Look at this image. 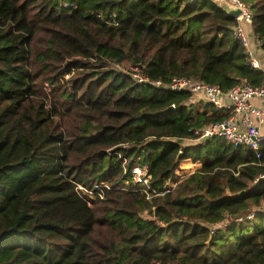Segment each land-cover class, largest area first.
I'll return each instance as SVG.
<instances>
[{
  "label": "trees",
  "instance_id": "1",
  "mask_svg": "<svg viewBox=\"0 0 264 264\" xmlns=\"http://www.w3.org/2000/svg\"><path fill=\"white\" fill-rule=\"evenodd\" d=\"M234 23L213 0H0V264H264V142L195 139L229 111L132 75L261 85Z\"/></svg>",
  "mask_w": 264,
  "mask_h": 264
},
{
  "label": "built area",
  "instance_id": "2",
  "mask_svg": "<svg viewBox=\"0 0 264 264\" xmlns=\"http://www.w3.org/2000/svg\"><path fill=\"white\" fill-rule=\"evenodd\" d=\"M186 2H194L197 0H185ZM230 5L239 8L240 13L235 16V23L231 27V33L234 38L239 40L244 47L249 63L252 67L258 68L259 62L254 55V50L249 45V37L243 27V23L251 22V12L249 6L243 0H225ZM255 43L259 47H264V43L255 38ZM138 82H148L156 88H165L172 91H187L191 94L187 105L191 110L200 102L213 105L218 109L228 110L230 116L220 121H215L200 129L193 130L195 139H210L220 137L225 139L233 146H246L255 151L256 157L259 158L260 143L264 142V134L259 130L258 123L264 122V109L256 107L252 100L264 99V83L261 85H251L248 83H238L231 86L228 90L223 91L217 85L206 84L183 76H174L168 83L160 80H150L147 77L136 74ZM221 96L227 98L224 103ZM238 119H235L237 118ZM143 169L135 167L132 170L134 179L142 181ZM136 176V177H135ZM146 180H143L145 182ZM108 188L107 184L105 185ZM96 189L97 186H94ZM82 190V188H80ZM86 191V190H85ZM83 192V190H82ZM86 193V192H83ZM98 197L103 196L102 189L98 190ZM90 198L95 196L89 192Z\"/></svg>",
  "mask_w": 264,
  "mask_h": 264
},
{
  "label": "crops",
  "instance_id": "3",
  "mask_svg": "<svg viewBox=\"0 0 264 264\" xmlns=\"http://www.w3.org/2000/svg\"><path fill=\"white\" fill-rule=\"evenodd\" d=\"M213 1H215V0H213ZM244 29H245L246 35L249 37V40H250L249 41V45L254 50V55L257 58L258 62H259V67L258 68H261L263 70V72H264V47H262V46L259 47L258 45H256L255 38L253 36V33H252V30H251L250 26L247 25V26L244 27ZM221 100L224 103H226L228 101L225 96H221ZM200 102H201V100H200ZM252 102H253V104L256 107L264 109V99L263 100L253 99ZM197 105H198V103L195 105V107H198ZM222 110H224V109H222ZM225 112L227 113V111H225ZM229 114H230V112H229ZM235 119H238V117L235 118ZM258 127H259L260 132L262 134H264V122L263 123L259 122L258 123ZM184 162H189L190 164L195 165V169H197L199 167V164L192 163L189 160H185Z\"/></svg>",
  "mask_w": 264,
  "mask_h": 264
},
{
  "label": "rangeland",
  "instance_id": "4",
  "mask_svg": "<svg viewBox=\"0 0 264 264\" xmlns=\"http://www.w3.org/2000/svg\"><path fill=\"white\" fill-rule=\"evenodd\" d=\"M123 70H126V69L124 68ZM135 74H138V73H133L132 75L135 76ZM194 169H195V165H192L189 162L182 161L179 164L178 170L175 171L174 177H176V179L181 180V179L185 178L186 176H188L189 174H191L192 172H194L195 171ZM145 183H148V180H146ZM170 184H172V182ZM82 190H83V192H86L83 194H89L88 191H85L84 189H82Z\"/></svg>",
  "mask_w": 264,
  "mask_h": 264
},
{
  "label": "water",
  "instance_id": "5",
  "mask_svg": "<svg viewBox=\"0 0 264 264\" xmlns=\"http://www.w3.org/2000/svg\"><path fill=\"white\" fill-rule=\"evenodd\" d=\"M220 8H222L225 12H227L229 15L235 17L240 13L239 8L230 5L228 2H226L225 0H215L214 1ZM173 105L170 106V108H172ZM182 139H178L177 142L178 143H182ZM180 154V152L178 153Z\"/></svg>",
  "mask_w": 264,
  "mask_h": 264
}]
</instances>
